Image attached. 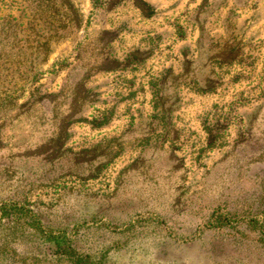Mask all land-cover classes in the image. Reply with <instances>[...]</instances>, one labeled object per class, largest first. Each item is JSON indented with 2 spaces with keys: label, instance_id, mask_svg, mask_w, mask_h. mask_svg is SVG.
<instances>
[{
  "label": "rangeland",
  "instance_id": "rangeland-1",
  "mask_svg": "<svg viewBox=\"0 0 264 264\" xmlns=\"http://www.w3.org/2000/svg\"><path fill=\"white\" fill-rule=\"evenodd\" d=\"M0 264H264V0H0Z\"/></svg>",
  "mask_w": 264,
  "mask_h": 264
},
{
  "label": "trees",
  "instance_id": "trees-1",
  "mask_svg": "<svg viewBox=\"0 0 264 264\" xmlns=\"http://www.w3.org/2000/svg\"><path fill=\"white\" fill-rule=\"evenodd\" d=\"M62 248L63 247L60 245V249H62ZM64 250H65V252H64L65 254L72 255L71 252L68 251V249L66 248V246H65Z\"/></svg>",
  "mask_w": 264,
  "mask_h": 264
}]
</instances>
